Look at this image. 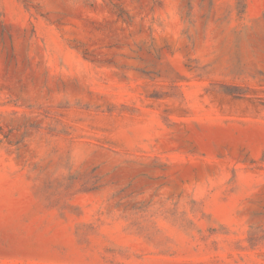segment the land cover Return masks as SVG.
<instances>
[{"label":"rangeland","instance_id":"obj_1","mask_svg":"<svg viewBox=\"0 0 264 264\" xmlns=\"http://www.w3.org/2000/svg\"><path fill=\"white\" fill-rule=\"evenodd\" d=\"M0 264H264V0H0Z\"/></svg>","mask_w":264,"mask_h":264}]
</instances>
